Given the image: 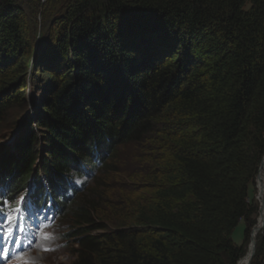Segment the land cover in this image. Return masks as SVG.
<instances>
[{
	"label": "trees",
	"instance_id": "16d2710c",
	"mask_svg": "<svg viewBox=\"0 0 264 264\" xmlns=\"http://www.w3.org/2000/svg\"><path fill=\"white\" fill-rule=\"evenodd\" d=\"M19 2L0 0V122L13 106L32 111L0 152V178L20 194L28 180L63 193L72 175L96 176L88 155L112 162L149 130L128 111L143 102L161 119V183L114 205L119 172L104 164L106 183L62 204L72 264H237L244 242L231 234L244 220L248 237L264 155V0H72L35 51ZM36 91L47 96L30 106ZM263 258L264 229L252 264Z\"/></svg>",
	"mask_w": 264,
	"mask_h": 264
},
{
	"label": "rangeland",
	"instance_id": "374dc122",
	"mask_svg": "<svg viewBox=\"0 0 264 264\" xmlns=\"http://www.w3.org/2000/svg\"><path fill=\"white\" fill-rule=\"evenodd\" d=\"M72 0H24V2H19L17 5L25 11L28 20V26L29 29H31L30 38L33 41V49L35 51V48L40 44H44L45 39L47 36L51 34V31H53V26L55 25V21L63 17L65 14V11L67 9L68 4ZM32 3V4H31ZM165 61V60H164ZM166 62V61H165ZM140 76H142V73H138ZM24 74L21 75V80L24 82L29 81V76ZM38 77H41L42 80L45 81V85L51 84L53 81H51V78L48 76H43L41 74L38 75ZM62 77L58 80L60 83L66 82L67 78ZM121 83V82H120ZM127 90L126 85H122L119 89V91L124 92ZM22 91L21 99L25 98L26 95H24L26 92L25 90ZM131 97H133V92L131 90ZM47 96V92H44L42 95L38 94V91H36V96H28L30 100V106H34L38 100L41 99L43 101ZM8 97V96H7ZM5 97V98H7ZM33 97V98H32ZM32 98V100H31ZM134 102V98H133ZM132 102V103H133ZM17 104V103H16ZM135 104V102H134ZM131 105L130 109L131 114L136 115L135 118L137 119H143L144 122L148 124L149 130L147 133H144V135L141 136L139 141L135 142H125V144L119 146L116 148V155L114 159L106 161V164H110V169H114L119 172V174H112L114 176V181H111L115 184H117L116 189V195L112 193L114 196L111 200L114 202V205H121L126 206V200L128 197L129 200H135L137 197H141L146 199V197L150 196L152 193V190H154L155 187L159 185L160 179L163 176L162 168L159 167V164L163 161V153L162 150L164 149L163 139L161 137V134L159 133L160 128L162 129V126H160L161 119L159 116H156L154 118L147 117V105L142 103H136L135 105ZM120 106V105H119ZM118 106V107H119ZM137 106V107H136ZM14 107V106H13ZM9 109L8 112H6L1 119L0 122V152L3 150V148L8 144L9 146H12L11 144H14L20 139L25 132L28 130L27 126L24 124V117L27 115L30 116V112L32 109H28L26 111H21L20 109H17L16 107ZM130 112V111H129ZM128 112V113H129ZM119 113V114H118ZM118 115H122L124 112H122L121 108L118 112ZM32 122V120H31ZM37 126L32 125L33 131L37 130ZM37 133V131H36ZM21 134V136H19ZM19 136V137H18ZM40 141V140H39ZM38 141V142H39ZM39 145V144H38ZM45 147V145H39L38 146V155L37 153L35 156H37V159L39 160L42 157V160L45 159L41 154H39L40 151ZM37 150V149H36ZM260 171V167L258 170V173ZM159 174V175H156ZM258 173L256 176H258ZM100 178L98 181H95L96 177L91 181L93 183L97 184H104L106 182H101L103 180V177L106 176L104 173L101 174V172L98 173ZM111 174L106 176L107 178H110ZM151 177L156 178V182L152 180ZM263 177H264V166H263ZM113 178V177H112ZM256 178V177H255ZM158 181V182H157ZM264 181V179H263ZM98 182V183H97ZM29 183V180L24 182L23 185H27ZM89 183V180L88 182ZM91 184H87V189L82 193L83 190H80L77 192V196H85L87 195V192L89 189L93 186ZM110 183V182H108ZM94 184V185H95ZM163 184V183H162ZM107 185V184H106ZM258 177L255 179V182L253 185L249 187L248 191V201L251 205H253L256 208V212L253 215V218L251 220V225L248 232V237L245 240L244 236V230L246 227L245 221L242 220L235 228L234 232L232 233V240L236 246H240L244 242L243 246V257L239 260L241 264H252L254 263L253 257L254 252L257 244V239L262 235L263 229H264V220L262 222V225L258 231V233L254 236H252L253 231H255L257 219H258V211H259V202L260 198L258 197ZM80 194V195H79ZM77 197V198H78ZM110 214H107L106 218L110 217ZM73 228V225L70 224V222H67L65 220H57V223L54 225L52 230L48 232V234L51 237H54L52 239H37L39 242L34 245L29 253L25 256V258H28L31 253L34 254V256L37 258V260H40L43 263H51L55 262L54 264H72L74 261V252L76 250L75 240L70 237V231ZM252 239L254 241V252L253 257L247 261H245V258L247 257V253L249 250V246L251 245ZM48 242L49 244L44 243L43 241ZM245 240V241H244ZM45 248L51 249L49 251H46L45 254ZM253 249V245H252ZM42 251V253L40 252ZM40 254L43 255L42 258H40ZM238 261V262H239ZM264 261V258L262 262ZM20 260L15 261V264H20ZM237 262V264H238ZM239 262V264H240Z\"/></svg>",
	"mask_w": 264,
	"mask_h": 264
},
{
	"label": "bare ground",
	"instance_id": "6f19581e",
	"mask_svg": "<svg viewBox=\"0 0 264 264\" xmlns=\"http://www.w3.org/2000/svg\"><path fill=\"white\" fill-rule=\"evenodd\" d=\"M95 153H96V156H95V158H98L99 159V161H95L94 160V156L93 155H88V157H89V159H93V167H96L97 168V174H96V176H95V171L94 172H88L87 173V171L85 172V177H86V180H87V182H88V180H89V183H88V185L89 184H91L92 185V183L93 182H91L93 179H94V176L95 177H97V176H99V172H101L100 170H102V168H103V165L104 164H106V161H104V160H102L104 157H103V154H101V153H97L96 151H95ZM87 161H88V159H87ZM82 170H84V168H81ZM96 170V169H95ZM87 173V174H86ZM258 177V186H257V189H258V197L260 198V202H259V213H258V219H257V224H256V228H255V231H253V233H252V236L254 235H256L257 233H258V231H259V229H260V227H261V225H262V222H263V220H264V181H263V179H264V177H263V167H260V171H259V173H258V176H256V178ZM31 179V178H30ZM44 179H42L41 178V180L39 181V183L36 181V180H32V181H29V183H28V185L25 187V189L20 193V194H24L25 193V190L26 189H28L29 188V186H31V188L33 189V192H32V194H31V196H30V200H31V202H32V200H35V199H40V203H42L44 200H46L47 199V196H49L52 192H49L48 194H45V192L42 190V186L43 185H45L46 183L43 181ZM62 180V183H63V181L65 180H63V179H61ZM77 181V177H75V175L73 176H71V182H76ZM51 182H53V183H55V184H59V182H58V178H57V180H51ZM0 183H2L5 187H7V188H9L10 189V181L9 182H7L6 181V179H3V177H1L0 178ZM39 185H40V187H39ZM80 190H82V189H80ZM84 192V190L82 191V193ZM68 195H69V200L70 199H72L73 197H77L76 196V192H75V190H71V191H69L68 192ZM17 199H18V197H17ZM53 202L56 204L55 205V207H54V209H53V211L55 212V213H53V214H49V216H47V215H42L41 214V216H43V217H48V219L50 220V219H54V220H57L56 218L57 217H59V218H61V217H63L62 215H63V213L62 212H64V209H65V205H63L62 206V204L60 203V202H58L56 199H54L53 200ZM13 206H15L14 204H13ZM48 207V206H47ZM33 213V212H32ZM34 214V213H33ZM30 216V215H29ZM34 222H36V223H39L37 220H36V218L34 217V220H33ZM31 222V221H30ZM28 225V231L26 232V233H23V234H21L22 235V237H24V236H27V235H29V234H31L32 232H33V230H34V226H33V224H27ZM20 235V236H21ZM41 236V235H40ZM37 239H43L42 238V236L40 237V238H37L36 236H35V239H34V241H36V243H38L39 241L37 240ZM43 241V240H42ZM44 243H46V244H49V241L48 242H45V241H43ZM252 242H253V239H252ZM6 243H7V241H6ZM20 243V242H19ZM19 243H17L16 242V239H15V241H12L10 244H9V246H11L12 247V251H14V252H9V259H7V264H15V261H18V260H20L21 262H20V264H25V261H27V264H54L55 262H51V263H43L42 261H41V259L40 260H37V258L34 256V254L33 253H31L30 255H29V257L28 258H25V256L29 253V251L31 250V246H28V244L25 242L24 243V248H25V250L26 251H22V247L21 246H19L20 244ZM252 243H251V245L249 246L250 248H249V250H248V253H247V257L245 258V261L244 262H247L249 259H250V257H251V253H252ZM6 247H8V246H6ZM2 249H4V248H1V246H0V250H2ZM41 253H42V251H40ZM17 254H19V256L17 257ZM43 254V253H42ZM42 254H40V258H42L43 257V255ZM45 254H46V251H45ZM17 257V258H16ZM241 261V260H240ZM239 261V262H240ZM239 262H238V264H239ZM242 262V261H241ZM241 262H240V264H241Z\"/></svg>",
	"mask_w": 264,
	"mask_h": 264
},
{
	"label": "snow or ice",
	"instance_id": "6c2138e0",
	"mask_svg": "<svg viewBox=\"0 0 264 264\" xmlns=\"http://www.w3.org/2000/svg\"><path fill=\"white\" fill-rule=\"evenodd\" d=\"M33 192L31 186L25 190L24 194L14 193L9 188L0 183V237L4 241L12 242L13 237L16 238V242L19 243L23 237L18 235L19 233H26L28 231L27 220L29 217V209L33 207L30 200V196ZM18 197V199H17ZM13 204L15 206H13ZM40 230L48 225L38 226ZM39 233L33 234V239ZM48 233H44L43 239H52ZM49 251L51 249H44ZM10 249L5 247L0 250V258L9 259ZM19 254H17V257ZM27 264V261H25Z\"/></svg>",
	"mask_w": 264,
	"mask_h": 264
},
{
	"label": "water",
	"instance_id": "95a60500",
	"mask_svg": "<svg viewBox=\"0 0 264 264\" xmlns=\"http://www.w3.org/2000/svg\"><path fill=\"white\" fill-rule=\"evenodd\" d=\"M263 159H262V161H261V164H260V167H263L264 166V155H263V157H262ZM253 249H252V253H251V258L253 257V252H254V241H253Z\"/></svg>",
	"mask_w": 264,
	"mask_h": 264
},
{
	"label": "clouds",
	"instance_id": "9594fccd",
	"mask_svg": "<svg viewBox=\"0 0 264 264\" xmlns=\"http://www.w3.org/2000/svg\"><path fill=\"white\" fill-rule=\"evenodd\" d=\"M88 186V185H87ZM87 189V187H85L84 191ZM80 195V194H79ZM78 197V196H77Z\"/></svg>",
	"mask_w": 264,
	"mask_h": 264
},
{
	"label": "crops",
	"instance_id": "0c3cea01",
	"mask_svg": "<svg viewBox=\"0 0 264 264\" xmlns=\"http://www.w3.org/2000/svg\"><path fill=\"white\" fill-rule=\"evenodd\" d=\"M239 225H240V224H239ZM239 225H238V226H239ZM233 232H234V231H233ZM231 236H232V234H231ZM236 245H237V244H236Z\"/></svg>",
	"mask_w": 264,
	"mask_h": 264
}]
</instances>
